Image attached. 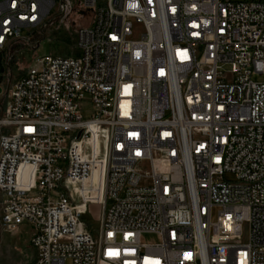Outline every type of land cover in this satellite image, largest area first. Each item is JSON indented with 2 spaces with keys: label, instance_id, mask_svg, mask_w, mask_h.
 <instances>
[{
  "label": "built area",
  "instance_id": "2783aa9c",
  "mask_svg": "<svg viewBox=\"0 0 264 264\" xmlns=\"http://www.w3.org/2000/svg\"><path fill=\"white\" fill-rule=\"evenodd\" d=\"M1 54L0 225L28 264H264V0H0Z\"/></svg>",
  "mask_w": 264,
  "mask_h": 264
},
{
  "label": "rangeland",
  "instance_id": "374dc122",
  "mask_svg": "<svg viewBox=\"0 0 264 264\" xmlns=\"http://www.w3.org/2000/svg\"><path fill=\"white\" fill-rule=\"evenodd\" d=\"M74 21H81L83 26H87L91 22V16L81 17L80 15H72ZM36 42H40L39 47L29 51L26 45L20 44L21 50L14 61H12L13 75L19 72V69L28 65L32 57L44 56L49 54L67 56L70 55L75 44L74 28H59L48 31H42L35 36ZM225 69H228L227 67ZM6 71L3 65V54L0 55V83L6 79L2 73ZM253 79L262 81L264 74L254 75ZM89 109V104H86ZM90 112H85V116H89ZM146 169V165L143 167ZM226 179H232L230 174L225 175ZM101 207L96 204L88 206V214L84 216L85 220L93 227H97L100 218ZM30 229L26 225H21L12 233H5L0 225V264H28L35 259V249L30 244ZM150 239L149 237H145Z\"/></svg>",
  "mask_w": 264,
  "mask_h": 264
}]
</instances>
